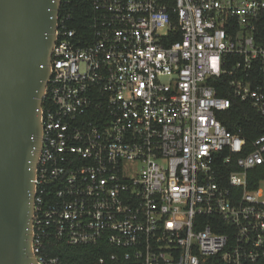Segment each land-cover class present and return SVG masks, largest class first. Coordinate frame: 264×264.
<instances>
[{
  "label": "built area",
  "instance_id": "built-area-1",
  "mask_svg": "<svg viewBox=\"0 0 264 264\" xmlns=\"http://www.w3.org/2000/svg\"><path fill=\"white\" fill-rule=\"evenodd\" d=\"M221 76L264 117V0H59L36 264H61L48 241L105 242L100 264H264V190L247 189L264 135L247 143L217 120L230 107L211 85Z\"/></svg>",
  "mask_w": 264,
  "mask_h": 264
},
{
  "label": "water",
  "instance_id": "water-1",
  "mask_svg": "<svg viewBox=\"0 0 264 264\" xmlns=\"http://www.w3.org/2000/svg\"><path fill=\"white\" fill-rule=\"evenodd\" d=\"M59 0H0V264H36L31 251L40 107Z\"/></svg>",
  "mask_w": 264,
  "mask_h": 264
},
{
  "label": "trees",
  "instance_id": "trees-1",
  "mask_svg": "<svg viewBox=\"0 0 264 264\" xmlns=\"http://www.w3.org/2000/svg\"><path fill=\"white\" fill-rule=\"evenodd\" d=\"M77 23L80 27H84V25L86 27L87 17L82 16V21ZM228 82L229 78L226 76H221L211 82L218 97L230 99V107L225 111L217 112L216 118L230 132L241 130V136L247 143H250L264 135V117L259 116L248 103L234 99ZM236 170L234 165L226 169L227 172ZM263 182L264 164L248 171L247 189L249 191L257 190ZM213 230L216 233L225 234L224 230ZM42 252L51 258H57L61 264H100L99 260L109 257L114 252V248L105 242H100L96 246H69L64 243L48 241L44 244ZM203 264H222L221 257L210 256Z\"/></svg>",
  "mask_w": 264,
  "mask_h": 264
},
{
  "label": "rangeland",
  "instance_id": "rangeland-1",
  "mask_svg": "<svg viewBox=\"0 0 264 264\" xmlns=\"http://www.w3.org/2000/svg\"><path fill=\"white\" fill-rule=\"evenodd\" d=\"M260 185H261L260 187L264 190V182L261 183Z\"/></svg>",
  "mask_w": 264,
  "mask_h": 264
}]
</instances>
